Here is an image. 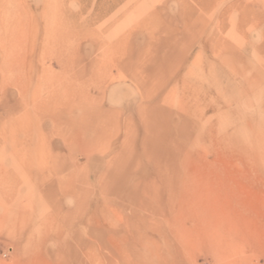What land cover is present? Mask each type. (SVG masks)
I'll return each instance as SVG.
<instances>
[{
    "label": "rangeland",
    "instance_id": "rangeland-1",
    "mask_svg": "<svg viewBox=\"0 0 264 264\" xmlns=\"http://www.w3.org/2000/svg\"><path fill=\"white\" fill-rule=\"evenodd\" d=\"M0 264H264V0H0Z\"/></svg>",
    "mask_w": 264,
    "mask_h": 264
},
{
    "label": "bare ground",
    "instance_id": "bare-ground-1",
    "mask_svg": "<svg viewBox=\"0 0 264 264\" xmlns=\"http://www.w3.org/2000/svg\"><path fill=\"white\" fill-rule=\"evenodd\" d=\"M60 90L64 91V92H71V90H73V87L70 86L69 83H63L61 85H57L56 87L53 88V93H59ZM61 91V92H62ZM68 94H71V93H68ZM69 104V103H68ZM82 105H84V103H82ZM20 125V124H18ZM17 124H15L13 126V132L15 133L16 130L19 129V126ZM15 147V145L13 146V148ZM16 148V147H15ZM19 149V148H18ZM21 150V148L19 149ZM57 154H53V157H55ZM54 163V162H53ZM63 166V167H62ZM64 163L61 165L59 164V161L57 160L56 163L52 164V167H51V176H52V180L49 181L46 185H44L43 187H41V197H42V206L46 207L47 204L50 205L52 202H53V197L51 196V193H54L55 191H59L60 190V183L58 182V178H57V174H59L62 169H64ZM46 177V176H45ZM55 177V179H54ZM44 178V176H43ZM48 178V177H46ZM18 199V198H17ZM20 201L17 200V202H14L12 205L14 206H11V205H5L7 206V208H10V210H13L14 207H16ZM3 206V205H1ZM4 207V206H3ZM4 220H6L4 218Z\"/></svg>",
    "mask_w": 264,
    "mask_h": 264
}]
</instances>
